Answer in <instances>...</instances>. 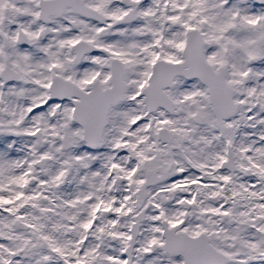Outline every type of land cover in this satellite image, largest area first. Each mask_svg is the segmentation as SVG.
<instances>
[{
  "label": "snow or ice",
  "instance_id": "6c2138e0",
  "mask_svg": "<svg viewBox=\"0 0 264 264\" xmlns=\"http://www.w3.org/2000/svg\"><path fill=\"white\" fill-rule=\"evenodd\" d=\"M0 264H264V0H0Z\"/></svg>",
  "mask_w": 264,
  "mask_h": 264
}]
</instances>
